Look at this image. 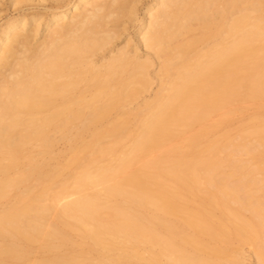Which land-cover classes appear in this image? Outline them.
<instances>
[{"label": "bare ground", "instance_id": "obj_1", "mask_svg": "<svg viewBox=\"0 0 264 264\" xmlns=\"http://www.w3.org/2000/svg\"><path fill=\"white\" fill-rule=\"evenodd\" d=\"M141 1L0 0V264H264V165L228 160L264 141L139 164L264 96V0Z\"/></svg>", "mask_w": 264, "mask_h": 264}, {"label": "rangeland", "instance_id": "obj_2", "mask_svg": "<svg viewBox=\"0 0 264 264\" xmlns=\"http://www.w3.org/2000/svg\"><path fill=\"white\" fill-rule=\"evenodd\" d=\"M151 0H142L139 3V7H142L145 2ZM4 8V7H3ZM5 13H3L4 15ZM133 31V30H132ZM158 71V69H156ZM158 89V84H153L151 92L145 94L144 98L141 97L135 101L134 104L130 106L132 110H136L139 104H142L145 100H152L154 97V91ZM114 118H120V114H114ZM264 126V96L258 98H250L246 101H240L233 103L228 106L227 109L218 111L212 114L203 124H195L192 127L188 128L184 133L176 137L174 140L168 142L162 148L156 149L148 154L139 164L148 160H158L162 154H176L177 150L185 152L188 156L191 153L187 152L190 140L194 137L201 136L198 141L199 147L197 148L200 153L206 149L207 145L213 141L217 142L220 146L227 144V142H240L244 137L243 142L249 143L250 145L258 146L259 142L264 141L262 137H257L254 134V130ZM75 147L74 144L69 142L60 141L56 147L57 151H61L64 156L60 158L58 162L64 163L68 161L71 157V150ZM262 150V148H260ZM227 153V152H226ZM224 155V154H223ZM222 155V156H223ZM228 160H241L244 161L247 166L244 171H241L238 176L246 172L247 170L256 169L258 165H264V153L258 152L256 156L253 157L250 154H247V151H242L239 154L230 156ZM57 162V163H58ZM229 170V168H226ZM64 178H68L69 172H64ZM254 177L257 180H261L257 184V188L264 187V174L260 171L254 172ZM258 195L264 197V193L260 192ZM205 197L203 193H199L198 197L189 195L188 204L197 207L201 198ZM264 200V199H263ZM1 208V205H0ZM207 210L214 211L216 214H219L218 210H215L212 206L207 205ZM246 217H250L251 214L248 211H244ZM89 230V228H88ZM72 237L77 240V244L74 249H63L62 252H70L72 250H81V245L79 244L80 239L77 238L75 233L71 234ZM237 247L238 244H235ZM241 248V246H240ZM242 253L246 258L247 264H257L255 258V248L249 244L242 246ZM44 253L39 249V246H34L33 257H42Z\"/></svg>", "mask_w": 264, "mask_h": 264}]
</instances>
